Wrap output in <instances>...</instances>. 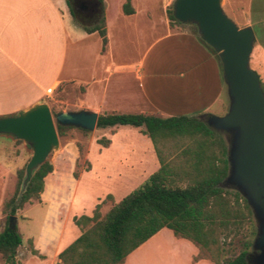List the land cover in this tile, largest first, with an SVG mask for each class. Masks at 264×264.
<instances>
[{
    "label": "crops",
    "instance_id": "0c3cea01",
    "mask_svg": "<svg viewBox=\"0 0 264 264\" xmlns=\"http://www.w3.org/2000/svg\"><path fill=\"white\" fill-rule=\"evenodd\" d=\"M99 6L104 11L105 0ZM105 19L108 43L103 50L98 31L88 32L73 22L67 0H0V116L44 101L62 81L72 79L83 87L84 104L95 112L118 109L120 104L162 117L227 112V85L219 55L193 31L168 28L146 47L139 59L130 60L116 53L110 22ZM255 21L261 25L260 19ZM255 21L246 20L242 27L254 26ZM120 31L123 33L124 28ZM251 55L264 64V28L256 36ZM137 133L144 140L142 152L133 161L125 158L128 169L118 172L130 179L149 177L153 171L146 174L140 167L145 162L154 165L158 159L152 140L139 130ZM74 203L71 196L43 191L41 201L28 202L19 210L17 226L19 222L32 221L28 207L39 206L42 213L39 231L31 233L25 244L22 238L17 264L60 261L59 253L81 234L80 228L66 215ZM2 207L0 194V232L6 223ZM162 231L172 235L173 242L167 251L184 257L183 262L176 264H215L205 257L196 258L199 248L191 240L176 236L168 227L153 236ZM67 236L72 241L65 245L63 240ZM152 237L127 255L122 264H143L146 247L165 246ZM30 240L43 257L26 248ZM0 264H8L1 253Z\"/></svg>",
    "mask_w": 264,
    "mask_h": 264
},
{
    "label": "trees",
    "instance_id": "16d2710c",
    "mask_svg": "<svg viewBox=\"0 0 264 264\" xmlns=\"http://www.w3.org/2000/svg\"><path fill=\"white\" fill-rule=\"evenodd\" d=\"M96 1L103 6L104 0ZM67 2L71 14L78 18L74 0ZM123 11L126 14L135 11L131 0L123 4ZM168 15L170 25L183 24L175 18L172 8ZM195 28L193 32L199 36ZM85 29L98 31L103 50L106 49L105 17L94 26H85ZM262 86L264 88L263 82ZM59 112L62 111L54 115ZM120 125L141 128V132L154 144L160 167L140 187L114 202L105 214L100 211L102 203H98L92 215H75L73 221L81 234L59 253L57 264H122L127 255L164 227L170 228L176 236L191 240L200 250L196 258L205 254L215 264H249L248 249L221 261V236L238 229L252 215L248 201L240 192L220 186L229 170L228 147L224 138L227 134L211 128L200 116L162 117L145 112L116 111L98 116V127ZM70 126L74 125L58 123V134L62 135ZM168 140L183 142L184 145L172 161L166 160L159 146ZM111 141L106 137L99 139L104 146ZM24 171L25 167L19 170L16 189L4 200L2 207L6 223L0 232V253L8 264H17L18 247L22 243L17 222L11 223L10 217H16L18 210L28 202L41 200L45 177L53 171V164L45 161L20 195ZM74 175L79 177L78 172ZM32 252L43 257L33 247Z\"/></svg>",
    "mask_w": 264,
    "mask_h": 264
},
{
    "label": "rangeland",
    "instance_id": "374dc122",
    "mask_svg": "<svg viewBox=\"0 0 264 264\" xmlns=\"http://www.w3.org/2000/svg\"><path fill=\"white\" fill-rule=\"evenodd\" d=\"M126 1L105 0L104 11L102 7L93 17H89L85 8L78 9L76 4H73L79 17L72 15V20L78 26H94L105 16L110 22L111 40L116 53L122 54L130 60L139 59L146 47L157 36L165 33L168 28L189 31L196 29V25L190 23L170 25L168 11L173 9L174 0H131L135 10L132 15L123 11V4ZM81 2L88 5L86 0H80L79 3ZM223 9L240 27L246 20L254 22L256 19H260L261 25L255 21V25L251 26L255 29L256 36H260L261 28H264V0H223ZM121 27L124 28L123 33L120 31ZM250 65L260 75L264 85V64L262 61H257L254 55H251ZM131 85L135 86L134 81L131 82ZM82 90L83 87L79 86L75 80H65L47 95L45 101L50 105L53 114L58 111H93L87 108V105L82 101ZM225 102L227 105L229 104L228 95ZM126 107L128 106L120 104L118 109L104 108L97 112L99 114L113 111L138 112L136 108ZM138 130L142 133L141 128L132 125L118 127H98L96 125L94 129L87 131L77 126H70L65 129L62 135H59V147L57 150H53L47 159L53 164V171L45 177L43 191L46 194L59 192L65 196L73 197L75 203L69 210L70 212L66 214L69 221H72L75 215H92L98 203H102L100 211L105 214L114 202L119 201L146 181L148 177L145 176L131 177L130 179L124 175L120 176L118 173L128 169L127 164L124 163L126 162L125 158L133 161L142 152L140 147L144 145V140L137 133ZM103 137L110 138L113 144L110 145V143L108 146L101 144L99 139ZM159 146L166 160L172 161L184 145L183 142L168 140ZM32 153L31 147L23 140L16 139L12 135H0V194L3 202L15 191L18 172L23 167L26 168ZM158 160L156 159L154 165L145 162V165L140 168L146 174L154 172L160 167ZM176 161L180 160L176 159ZM75 172L79 173L78 178L75 177ZM228 189L237 191L233 188ZM108 194L112 195L107 197ZM36 202L39 201H32V203ZM18 212L16 213V222L19 220ZM28 213L33 216L32 221L18 223L19 232L24 240L23 244L26 243L31 233L39 231L42 209L39 206H30ZM74 226L78 228L76 225ZM256 233L257 221L252 211L250 218L245 219L238 229L225 232L221 236L223 248L221 261L224 262L235 257L243 249L252 252ZM152 238L163 242L165 246L159 249L146 247L144 250L147 252L142 255L143 264H176L179 261H184L182 254L177 257L176 254L172 255L167 251L168 245L173 242L169 231H162ZM69 239L68 236L65 237L63 244L67 245L72 241ZM26 248L32 249L29 241ZM201 255L208 258L204 256L205 254Z\"/></svg>",
    "mask_w": 264,
    "mask_h": 264
},
{
    "label": "water",
    "instance_id": "95a60500",
    "mask_svg": "<svg viewBox=\"0 0 264 264\" xmlns=\"http://www.w3.org/2000/svg\"><path fill=\"white\" fill-rule=\"evenodd\" d=\"M177 20L195 24L199 37L219 55L229 96L223 115L200 116L211 128L226 133L229 170L220 186L236 189L248 201L257 221L253 247L255 264H264V88L251 67L256 35L251 26H238L223 9V0H174ZM95 111L59 112L38 101L13 114L0 116V135H12L28 144L33 153L26 164L19 194L26 190L34 173L59 147L57 124L92 130ZM16 223V217H10ZM249 264L252 261L248 259Z\"/></svg>",
    "mask_w": 264,
    "mask_h": 264
},
{
    "label": "flooded vegetation",
    "instance_id": "af4514ba",
    "mask_svg": "<svg viewBox=\"0 0 264 264\" xmlns=\"http://www.w3.org/2000/svg\"><path fill=\"white\" fill-rule=\"evenodd\" d=\"M80 0H74V4H76V6L78 7V9L80 8H85L87 14L89 15V17H93L96 16L98 14V12L101 10V7L99 6V3L95 0H86V2L88 3V5H84L82 2L79 3ZM258 251L253 247L252 252H250V256L249 259L252 261V264H255L254 261V257H255V253H257Z\"/></svg>",
    "mask_w": 264,
    "mask_h": 264
}]
</instances>
